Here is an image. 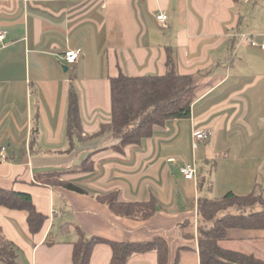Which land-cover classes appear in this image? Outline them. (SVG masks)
I'll use <instances>...</instances> for the list:
<instances>
[{"label": "crops", "instance_id": "crops-1", "mask_svg": "<svg viewBox=\"0 0 264 264\" xmlns=\"http://www.w3.org/2000/svg\"><path fill=\"white\" fill-rule=\"evenodd\" d=\"M159 14L168 19L159 22ZM0 28L9 32L0 45V102L12 109L20 101L28 110L27 122L0 137L9 157L0 163V181L11 186L0 188L30 183L40 195L28 194L49 217L31 234L25 211L0 207V229L19 264H70L76 227L118 243L161 237L168 264H200L198 200L264 191V0H0ZM243 34L259 46L241 41ZM69 49L80 53L75 64L64 59ZM169 59L180 75L196 79L189 118L170 120L124 149L105 135L69 152L71 87L79 94L84 136L92 135L110 119L111 77L165 75ZM204 130L210 139L196 141L194 133ZM24 148L29 161L11 164ZM86 154L95 158L90 171L81 162ZM184 166L196 169L194 180L185 179ZM46 173H62L61 181L84 193L37 184L35 176ZM111 192L126 202L155 198L157 211L147 221L117 216L97 200ZM65 218L61 234L76 237L59 241L50 228ZM222 245L264 260V230L232 229ZM111 258L112 248L101 244L90 264ZM128 264H158V255H134Z\"/></svg>", "mask_w": 264, "mask_h": 264}, {"label": "trees", "instance_id": "trees-1", "mask_svg": "<svg viewBox=\"0 0 264 264\" xmlns=\"http://www.w3.org/2000/svg\"><path fill=\"white\" fill-rule=\"evenodd\" d=\"M165 75H143L130 77L123 74L110 78L111 115L108 122L99 130L84 136L78 91L71 87L67 106V137L69 152L77 144L110 135L120 140L119 149L138 145L154 136L173 119L189 118L195 101L196 79L193 75H180L168 60ZM84 171L94 168L92 156L83 162ZM90 167V168H88ZM62 173L37 174L35 182L41 185L62 186L68 190L84 193V190L71 182L61 181ZM254 190L247 196L229 192L221 198L202 197L197 203L198 250L200 264H264V260L252 253L229 250L222 243L228 240L232 229L264 230V194ZM97 200L108 206L117 216L137 221L151 219L158 208L155 198L149 201H122L118 192L97 196ZM0 207L22 210L27 213V224L31 234L40 233L49 217L39 211L32 195L15 190L0 188ZM77 239L72 243L70 264H90L95 248L106 244L112 248L110 264H128L134 255L155 252L158 264H168L169 246L165 239L156 237L152 241L138 243L111 242L98 236L87 235L75 228ZM50 237V236H49ZM194 239V237H192ZM54 242L49 241L52 245ZM0 263L19 264L17 251L0 229ZM177 264V260L176 263Z\"/></svg>", "mask_w": 264, "mask_h": 264}, {"label": "rangeland", "instance_id": "rangeland-1", "mask_svg": "<svg viewBox=\"0 0 264 264\" xmlns=\"http://www.w3.org/2000/svg\"><path fill=\"white\" fill-rule=\"evenodd\" d=\"M110 103H111V101H110ZM6 106H7V104L6 103H3V102H0V137L4 134L6 137H9V134H8V131H9V129L8 128H10V126L12 125V124H15L17 121L20 123V124H22L24 121H25V119H26V122H27V112H28V110L27 109H24L25 110V112L23 111V107H22V105H21V103H20V101L18 102V104L14 107V108H12V109H8V108H6ZM8 114H10V116H8ZM30 120H33V119H30ZM34 126V125H33ZM20 131H22L21 130V127H20V129H19ZM18 135H20V137L21 138H23V137H25V134L24 133H20V134H18ZM20 137H17V138H20ZM33 139H34V136H33ZM6 142L9 140L8 138H6V139H4ZM24 150H26L27 151V148H24ZM11 151H14L13 149L11 150ZM15 152V158H14V160H12V162L11 161H9L11 164H16V165H21V164H23L22 162L23 161H25V160H27V162L29 161L28 159H29V157H27L29 154H28V151L26 152V153H24V154H22L21 153V151H19V152H16V151H14ZM90 157V154H86L85 156H84V158H83V160L81 161V162H84L85 160H87L88 158ZM33 158V160H34V156H32L31 157V159ZM32 160V161H33ZM95 160V158L93 159V161ZM215 160H216V158H215ZM80 162V163H81ZM82 165V164H81ZM0 168H2V164H0ZM88 168H90V167H88ZM41 171H44V170H41ZM197 172V171H196ZM27 181H30V180H28L27 179ZM6 185V186H5ZM17 185L18 186H16V188L14 189L15 191H19V192H24V193H29V192H32V193H34V196L37 198V197H39V195H40V193L38 192V191H35L34 190V192H33V190H32V187H34V186H32L30 183H28L27 185H25V184H22V183H17ZM0 186H5V187H11V186H8V184H3L1 181H0ZM3 188V187H2ZM5 189H7V188H5ZM75 192V191H74ZM76 193H78V192H76ZM39 207L42 209V207H43V202L40 200L39 201ZM39 208V209H40ZM55 219V218H54ZM66 222H67V218H65V219H63V220H55L54 221V226L52 227V228H50V230H52V233H54V235H55V238H57V240H59V241H62L63 240V238H65V237H69L71 234H73V236L74 237H76L75 236V230H74V233H71V234H69V235H67V236H64L65 234H67V233H65L66 231H71V232H73V230H72V228L71 229H69V230H67L65 227H64V233L65 234H61V232H62V227L63 226H65V225H63V224H66ZM87 237H90V236H87ZM51 239V237L49 238V240ZM1 264V263H0Z\"/></svg>", "mask_w": 264, "mask_h": 264}, {"label": "built area", "instance_id": "built-area-1", "mask_svg": "<svg viewBox=\"0 0 264 264\" xmlns=\"http://www.w3.org/2000/svg\"><path fill=\"white\" fill-rule=\"evenodd\" d=\"M245 2H250L251 0H244ZM168 19L166 14H159L157 16V20L161 23H164ZM8 30L0 28V45H4L5 41L8 37ZM240 40L243 42L248 43L251 47H258V43L254 41L252 36L243 34L240 36ZM262 49L264 50V45H262ZM79 51L74 49H69L66 51L64 59L69 64H75L79 58ZM212 136V132L209 130L204 131H196L194 133V139L198 142L208 141ZM9 160L8 157V148L7 146L0 147V163H6ZM182 174L184 175L185 179L194 180L196 178V169L192 166H184L181 169ZM54 216L57 214L56 212L53 213Z\"/></svg>", "mask_w": 264, "mask_h": 264}]
</instances>
